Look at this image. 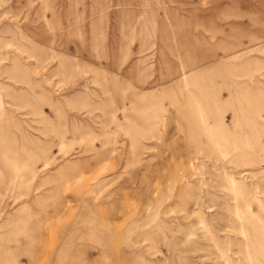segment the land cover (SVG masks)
<instances>
[{
    "label": "rangeland",
    "instance_id": "374dc122",
    "mask_svg": "<svg viewBox=\"0 0 264 264\" xmlns=\"http://www.w3.org/2000/svg\"><path fill=\"white\" fill-rule=\"evenodd\" d=\"M0 264H264V0H0Z\"/></svg>",
    "mask_w": 264,
    "mask_h": 264
}]
</instances>
